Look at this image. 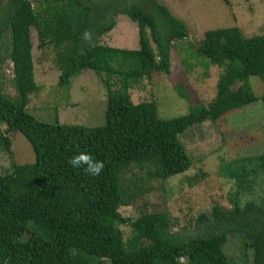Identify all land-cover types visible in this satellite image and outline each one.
Masks as SVG:
<instances>
[{"label": "trees", "instance_id": "obj_1", "mask_svg": "<svg viewBox=\"0 0 264 264\" xmlns=\"http://www.w3.org/2000/svg\"><path fill=\"white\" fill-rule=\"evenodd\" d=\"M125 1L36 0L33 6L30 0H5L0 6V44L8 35L16 92L14 100L0 95V152L9 151L10 136L17 133L33 154L31 164L12 165L10 173L0 175V264H178L179 259L181 264H230L223 253L229 234L241 238L250 264H264V201L240 199L256 174H264V155L225 165L224 174L236 185L228 195L230 207L214 205L199 215L194 233L172 232L167 212L141 213L134 220L118 213L150 191L126 178L132 166L151 168L144 183L179 175L191 164L178 139L187 128L264 102V92L256 98L248 84L249 77L264 78V34L244 39L236 27L203 32L195 48L191 43L194 54L224 67L214 98L205 107L180 95L189 111L159 119L154 102H131L127 81L167 73L170 49L187 36L186 27L158 0ZM117 16L136 25V50L100 43ZM31 29L38 48L54 51L59 88L84 70L99 78L106 93L104 125L50 124L26 111L29 96L39 91ZM85 31L92 33L90 43L82 38ZM114 77L121 82L118 90ZM79 152L104 163L99 176L69 166ZM130 185H136L134 191ZM119 225L131 230L128 240L123 241ZM23 233L29 234L25 241Z\"/></svg>", "mask_w": 264, "mask_h": 264}, {"label": "rangeland", "instance_id": "obj_2", "mask_svg": "<svg viewBox=\"0 0 264 264\" xmlns=\"http://www.w3.org/2000/svg\"><path fill=\"white\" fill-rule=\"evenodd\" d=\"M5 0H0V6ZM34 6L36 0H30ZM138 0H126L127 5ZM186 27L187 36L173 43L169 52L167 73H151L139 80L127 81V94L133 104L154 102L159 119L185 115L189 104L180 95H188L191 104L208 106L216 93V84L224 67L197 57L194 48L202 33L218 28L236 27L246 39L264 34V0H158ZM33 79L38 93L29 96L26 111L34 119L59 125L94 128L104 125L106 93L99 78L90 70H84L69 81L67 87L59 88L57 78L60 70L51 46L38 48L36 31H30ZM100 43L112 48L136 50L137 28L125 16L116 17V25ZM193 43V47L191 46ZM8 35L0 44V95L14 100L12 67L7 58ZM153 47V46H152ZM263 77V76H262ZM113 89L118 90L119 78H112ZM248 84L253 95L260 98L264 92V78L249 77ZM4 125H1V129ZM179 142L191 164L183 173L165 181L150 179L144 183L145 166H136L126 172L137 186L149 188L148 193L138 195L129 206L120 207L123 218L136 219L141 213L167 212L171 231L181 235L194 233L199 215L206 214L214 206L229 208L228 195L236 185L226 177L224 167L230 161L241 164L246 159L264 155V102L257 101L241 109L225 114L219 121H204L187 128ZM9 151L0 152V175L10 173L12 165L31 164L33 154L29 144L20 134L10 136ZM243 161V162H242ZM255 163V162H254ZM253 163L251 162V167ZM150 169V170H149ZM250 189L241 191L242 201H264V174L257 173ZM135 190L134 185L129 186ZM123 241L132 232L119 225ZM29 234L23 233L21 241ZM223 253L230 264H250V251L243 246L241 238L234 234L226 237ZM178 260V264L182 263Z\"/></svg>", "mask_w": 264, "mask_h": 264}, {"label": "clouds", "instance_id": "obj_3", "mask_svg": "<svg viewBox=\"0 0 264 264\" xmlns=\"http://www.w3.org/2000/svg\"><path fill=\"white\" fill-rule=\"evenodd\" d=\"M82 38L84 41L90 43L92 40V33L90 31H85ZM68 164L72 168L80 169L86 175L92 177L99 176L104 169V163L102 161L93 159V157L86 152H79L70 157Z\"/></svg>", "mask_w": 264, "mask_h": 264}]
</instances>
